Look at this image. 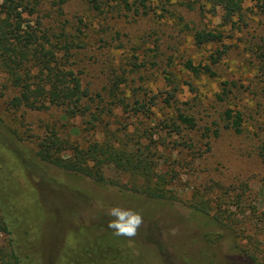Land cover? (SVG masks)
<instances>
[{
    "label": "rangeland",
    "instance_id": "rangeland-1",
    "mask_svg": "<svg viewBox=\"0 0 264 264\" xmlns=\"http://www.w3.org/2000/svg\"><path fill=\"white\" fill-rule=\"evenodd\" d=\"M58 1L29 0L33 13L24 19L49 39L34 47L53 53L51 67L72 71L87 91L81 109L88 110L69 114L44 99L46 109H11L20 88L0 67V193L17 214L14 236L30 262L67 264L79 247L112 233L108 212L119 206L143 217L131 240L141 246L135 254L144 264H255L252 258L264 264V7L245 0L225 24L210 0H143L145 8L130 0L136 13L119 0H97L101 11L87 0ZM197 31L223 39L198 45ZM61 34L70 41L66 53ZM218 50L223 54L211 64ZM187 61L209 65L210 73L191 72ZM17 73L31 89L39 83L49 90L47 70L36 61H24ZM228 109L241 113L239 133L224 117ZM92 112L99 114L93 125ZM94 141L124 151L123 162L140 160L142 173L164 177L166 198L131 190L134 170L111 161L100 168L118 186L38 156L44 143H56L51 152L59 143V156L68 158Z\"/></svg>",
    "mask_w": 264,
    "mask_h": 264
},
{
    "label": "trees",
    "instance_id": "trees-1",
    "mask_svg": "<svg viewBox=\"0 0 264 264\" xmlns=\"http://www.w3.org/2000/svg\"><path fill=\"white\" fill-rule=\"evenodd\" d=\"M210 1L213 6H218L221 9V20L226 24L232 23V17L239 15L245 0ZM253 1L257 6L264 7V0ZM58 2H62V0ZM87 2L93 10L101 11V3L97 0H87ZM28 3L29 0H0V67L10 75L13 85L20 88L19 94L9 101V108L18 109L23 106L29 109H46L47 107L43 104L44 99L51 105L65 106L69 114L81 110V113H85L88 107L85 106L81 109V101L86 97L87 91L81 88L79 80L73 75L72 71L57 70L51 67V59L54 57L50 50L45 49L43 46L39 49L34 47L37 44L39 45L37 43L38 39L41 38L47 43L49 39L44 35L39 38L34 28L25 21L24 15L33 13V6L28 5ZM119 4L125 11L133 10L135 13L138 12V6L145 8L143 0H140L139 5L135 7H132L133 3L130 0H119ZM193 37L198 45L208 42H221L223 39L221 33L211 31H197ZM61 39L64 41L62 47L66 53L70 49V41L62 34ZM214 54L215 57L211 56V58L213 57L211 64L217 62L223 51L218 50ZM28 56L29 59L36 61L41 66L42 72L47 70L45 75L47 83H49L48 91L39 83H37L35 89H31L27 76L17 73L23 62L29 60ZM259 57L264 70V42L260 47ZM185 68L193 73H210V66L207 64L203 66L193 65L192 62L187 61ZM45 75L43 76L44 79ZM40 81L43 80L40 78ZM98 116V113H90V119L87 123L93 125L99 120ZM177 117L181 123L189 127L194 126L191 117L183 114H178ZM224 117L229 126L236 133H239L242 122L241 113L228 109L224 112ZM0 127H2L1 121ZM7 135L9 138L15 137L10 132ZM55 144L49 142L40 145L38 156L41 161L53 164L62 170L88 177L102 185L118 186L119 181H107L100 168L105 161H111L118 166L119 170H134V173L128 175L132 181L131 190L144 193L154 199L166 198L165 192L161 188V184L165 183V178L156 173H142L140 170L145 171V167L140 165V160L127 159L123 162L124 151H116L110 142L99 144L94 141L86 149L74 147L72 155L68 158L59 156L62 150L59 143L57 144L58 148L55 149L56 153L51 152V147ZM13 146L17 149L16 145ZM18 149L24 151L21 147H18ZM262 155L264 158V152ZM88 161L94 162V164L89 165ZM5 199L0 193V237L2 235L8 236L5 243L0 245V264H32L30 262L32 256L26 253L24 242L22 243L14 236H17L16 232L20 228V223L17 220V214L8 210ZM136 246L137 248L141 247L134 240L116 237L112 233H105L93 240L92 243L81 246L74 251L70 255L67 264H144L142 253L135 254ZM252 260L255 264H258L256 259L252 258ZM54 261V264H60L58 258Z\"/></svg>",
    "mask_w": 264,
    "mask_h": 264
},
{
    "label": "clouds",
    "instance_id": "clouds-1",
    "mask_svg": "<svg viewBox=\"0 0 264 264\" xmlns=\"http://www.w3.org/2000/svg\"><path fill=\"white\" fill-rule=\"evenodd\" d=\"M108 215L113 219L109 221L107 227L116 237L133 239L139 234V230L143 225L142 215L132 209L115 206L110 208Z\"/></svg>",
    "mask_w": 264,
    "mask_h": 264
}]
</instances>
